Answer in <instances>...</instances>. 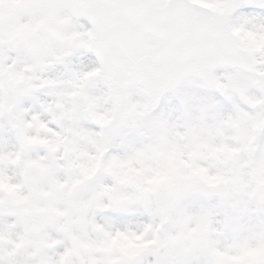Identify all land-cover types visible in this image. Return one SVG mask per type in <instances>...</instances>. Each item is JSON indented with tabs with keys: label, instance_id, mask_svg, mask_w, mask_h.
<instances>
[{
	"label": "clouds",
	"instance_id": "clouds-1",
	"mask_svg": "<svg viewBox=\"0 0 264 264\" xmlns=\"http://www.w3.org/2000/svg\"><path fill=\"white\" fill-rule=\"evenodd\" d=\"M96 3L0 0V264H264V0L167 55Z\"/></svg>",
	"mask_w": 264,
	"mask_h": 264
},
{
	"label": "snow or ice",
	"instance_id": "snow-or-ice-1",
	"mask_svg": "<svg viewBox=\"0 0 264 264\" xmlns=\"http://www.w3.org/2000/svg\"><path fill=\"white\" fill-rule=\"evenodd\" d=\"M185 0H97L100 30L111 42L114 54L122 55L149 42L165 55L193 47L198 21L185 9Z\"/></svg>",
	"mask_w": 264,
	"mask_h": 264
}]
</instances>
